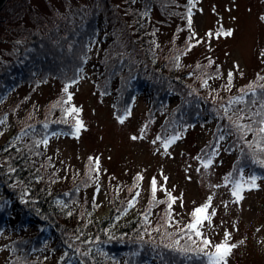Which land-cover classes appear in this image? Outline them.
Returning <instances> with one entry per match:
<instances>
[{
  "label": "rangeland",
  "instance_id": "obj_1",
  "mask_svg": "<svg viewBox=\"0 0 264 264\" xmlns=\"http://www.w3.org/2000/svg\"><path fill=\"white\" fill-rule=\"evenodd\" d=\"M111 1L122 12L128 9L126 0ZM101 2L30 0L26 12L16 24L22 29L32 28L29 31L33 33V23L40 20L44 22L43 34H47L51 31L48 26L55 21L58 27H54L53 34H65L69 30L58 28L65 20V26L72 28L73 21L69 22V19H75L73 7L97 12L102 9ZM135 2L141 10L144 0ZM13 3L14 0L6 2L4 9ZM99 4L101 9L96 6ZM182 7L174 6L166 13L158 7L153 9L149 20L157 31L150 28L149 40H158L161 51L174 59L182 72L189 70L186 76L192 72L195 82L187 77L181 79L184 82L181 88L165 87L173 91L171 96H165L162 90L151 95L137 93L129 100L127 97L132 91L124 90L122 98L120 95L114 98L102 93L87 75L77 81L69 93L73 107L79 109L76 116L84 127L78 134L61 131L52 134L46 140L45 150L64 174L82 179L74 194L77 203L93 204L99 215H106L112 209L115 213L124 212L128 217L139 212L144 233L156 238L151 243L158 244L165 253L153 264L159 261L161 264H212L210 257L204 260L197 253V247L213 250L210 256L215 252L214 247L202 244L203 237L192 235L196 246L184 234H181L184 240L176 237L181 233L179 228L191 222L195 208L204 205L209 198L208 212L214 209L216 215L212 217V227L206 224L201 231L213 244L224 241L225 232H228L231 237L228 243L236 245L222 264H264V177L259 179L257 175L249 176L238 170L242 159L257 164L264 160L263 156L258 158L255 155L258 152L264 155V140H259V120L264 107L260 104L264 100V19H261L264 17V0H196L193 13L188 15V21L192 20L188 30L183 26ZM2 10L0 20L3 21L9 14ZM134 12L139 15L136 9ZM21 19L22 25L19 23ZM182 21L183 25H178ZM228 31L233 35H217ZM12 36L0 28V40L8 38L0 43V60L12 51L13 44L9 39ZM119 40L115 38L114 51L121 48ZM188 43L191 48L186 47ZM3 50L6 55L1 53ZM177 72V75L181 73ZM199 73L208 76V85ZM167 84L170 85V81ZM122 85L118 91L126 86ZM223 90L226 92H221ZM36 91L28 101L29 111L44 112L50 105L59 112L63 111L60 102L62 89L58 84L50 83ZM234 93H243L245 99L235 103L232 101ZM125 98L129 101L122 108L121 100ZM197 103H206V108L197 110ZM128 104V112L119 115ZM8 109L15 110L12 106ZM187 113H200L201 117L192 119L185 116ZM121 119L123 123H120ZM133 136L141 138L132 140ZM173 136L180 138L165 151L163 142ZM209 158L212 164L204 168ZM138 175L142 179L137 180ZM253 176L257 178V188L250 189ZM164 177L168 178L167 181ZM153 178L157 182L155 199L151 187ZM237 182L243 186V199L238 203L232 195ZM168 192L177 198L171 209L168 207ZM13 238V233H1L0 264L34 262L25 253L16 252L18 247ZM176 238L177 241L172 242ZM35 261L39 262L38 259Z\"/></svg>",
  "mask_w": 264,
  "mask_h": 264
},
{
  "label": "trees",
  "instance_id": "obj_2",
  "mask_svg": "<svg viewBox=\"0 0 264 264\" xmlns=\"http://www.w3.org/2000/svg\"><path fill=\"white\" fill-rule=\"evenodd\" d=\"M29 1L14 0L7 10L3 7L2 11L9 15L0 20V28L13 34L9 37L12 51L0 60V235L13 233L18 247L16 252L31 257L34 261L31 264L156 263V258L165 253L158 244L151 243L156 238L144 233L139 212L128 217L124 212L115 213L112 209L106 215H99L93 204L77 203L74 194L79 190L82 179L70 178L59 170L47 154L43 141L60 131L70 135L75 133L76 121L80 119L76 113L67 111L74 108L68 96L70 88L87 75L102 93L114 98L117 95L122 98L124 90L132 91L127 97L129 100L137 93L151 95L162 90L165 96H171L173 91L165 87L174 85L181 88L184 85L181 79L186 80L187 77L195 82L192 72L186 76L190 71L182 72L175 60L161 51L158 40H149L150 28L157 31L149 17L157 7L166 13L174 6H183L185 22L178 25L188 30V15L193 13L196 0H144L141 10L137 8V0H126L128 9L124 12L111 0H102V9L100 4L96 5L101 9L97 12L73 7L75 19L68 18L69 22L73 21L72 28L65 26L67 20L58 28L69 30L65 34H53L54 27H58L55 21L48 26L51 31L47 34H43L44 22L40 20L33 23V33L29 31L32 28L18 27L16 22L26 12ZM134 9L139 15L136 16ZM19 23L22 25V19ZM115 38L120 39L119 51H114ZM5 39L8 38L1 39L0 43ZM1 53L6 55L7 52L3 50ZM177 71L181 73L177 75ZM172 75L177 79L174 80ZM199 75L208 85V76ZM169 81L170 85L167 84ZM50 83L58 84L62 89L60 102L63 111L59 112L51 105L44 112L37 109L36 113L29 111L28 101L36 90ZM122 84L126 86L118 91ZM242 95L232 94V101L241 103L245 99ZM127 98L121 100L122 108L127 104ZM260 104L264 106L263 99ZM197 105V110L206 108V103ZM10 106L15 110H9ZM129 106L119 115L127 113ZM262 115L259 127L260 121L264 120V107ZM185 116L196 119L201 114L187 113ZM34 119L36 121L31 122ZM259 136L256 137L264 140V133L259 131ZM255 155L264 157L259 152ZM258 164L242 159L238 170L249 176L257 175L260 179L264 177V166ZM181 234L176 237L184 240ZM191 240L196 246V240ZM197 249L204 260L213 252L204 250L209 254L204 255L199 251L200 247Z\"/></svg>",
  "mask_w": 264,
  "mask_h": 264
},
{
  "label": "snow or ice",
  "instance_id": "obj_3",
  "mask_svg": "<svg viewBox=\"0 0 264 264\" xmlns=\"http://www.w3.org/2000/svg\"><path fill=\"white\" fill-rule=\"evenodd\" d=\"M261 19H264V17H261ZM189 24L190 25L192 24V20L191 19H189ZM217 35L231 36V35H233V33L228 31V32L217 33ZM191 47H192V45H189V48H191ZM177 59H179V57H177ZM229 82H231V73H229ZM64 91L67 92L68 88L65 87ZM71 99H72V97H71V95H69L68 96V101H70ZM68 101H64V103H67ZM67 111L69 113H78L79 109H77V108H69V109H67ZM229 119L231 120V117H229ZM239 119H243V117H239ZM123 122L124 121L121 119L120 123H123ZM260 124H261V127H260L259 131L261 133H264V120H261ZM237 126L241 127V128L243 127V126H240V125H237ZM83 127H84L83 123L81 121L77 120L76 124H75V134H78ZM249 130H251L250 127H249ZM140 138L141 137H137V136L131 137L132 140H137V139H140ZM179 138H180L179 136H173L169 140L163 142V147H164L165 151H167L168 147L175 140H178ZM157 139H159V138H157ZM221 139H223V137H221ZM43 142L47 143L46 140L43 141ZM98 163H99V160L97 158V165H98ZM258 163H260L261 166H264V160H261ZM211 164H212V160H211V158H209V159L206 160V162L204 163L203 167L204 168H208ZM136 179L140 180V179H142V177L138 175ZM164 179H165V181H167L168 178L164 177ZM256 179L257 178L255 176L251 177V179H250V189L257 188ZM156 184H157L156 179L153 178V180L151 181V187H152V191H153V199H155ZM242 191H243V186L240 183L237 182L234 185V189H233V192H232V195L234 197H236V202L237 203L243 199V196L241 195ZM166 194H167V198H168V201H169L168 207H169V209H171L172 204L175 202V200L177 198L173 197L170 192H168ZM137 195H139V193H137ZM210 202H211V198H209V201L206 202L204 205L195 208V210L191 213V216H192L191 222H189L186 225H184L183 228H179V231L181 233H183L184 235H186L189 240L192 239V235L193 234L196 237H198V238L203 237L202 244L205 247H214L215 248V252L212 254V256H210V260L212 261V264H222V262L225 261V258L231 253L232 249H234L236 247V245L228 243V241L231 238L230 234L228 232H225L224 241H222L219 244H213L212 241L209 238H207L204 235V233L201 231V229L203 227H205L206 224H207V227H209V228L212 227V224H213L212 217H214L216 215V212H215L214 209L211 211V213L208 212V209L210 207ZM129 205L132 206V202L131 201L129 202ZM176 223L179 226V222H176ZM185 230H187V231H185ZM240 243H243V241H241ZM199 251L203 252L204 255H209L207 252L204 251V248H200Z\"/></svg>",
  "mask_w": 264,
  "mask_h": 264
},
{
  "label": "water",
  "instance_id": "obj_4",
  "mask_svg": "<svg viewBox=\"0 0 264 264\" xmlns=\"http://www.w3.org/2000/svg\"><path fill=\"white\" fill-rule=\"evenodd\" d=\"M7 2V0H0V10L4 6V4Z\"/></svg>",
  "mask_w": 264,
  "mask_h": 264
}]
</instances>
